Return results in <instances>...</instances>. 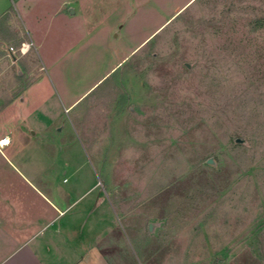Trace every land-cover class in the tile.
I'll return each instance as SVG.
<instances>
[{
  "label": "rangeland",
  "instance_id": "rangeland-1",
  "mask_svg": "<svg viewBox=\"0 0 264 264\" xmlns=\"http://www.w3.org/2000/svg\"><path fill=\"white\" fill-rule=\"evenodd\" d=\"M0 70L3 151L102 193L126 264H264V0H0Z\"/></svg>",
  "mask_w": 264,
  "mask_h": 264
},
{
  "label": "crops",
  "instance_id": "crops-1",
  "mask_svg": "<svg viewBox=\"0 0 264 264\" xmlns=\"http://www.w3.org/2000/svg\"><path fill=\"white\" fill-rule=\"evenodd\" d=\"M39 81L40 78L36 79L22 91L21 101L31 97V90L39 89ZM17 98L9 97L0 107V116ZM10 125L11 122H5L2 127L0 122V140H9L0 145V155L32 190L26 198L25 194L18 195L0 186V264H126L128 246L124 256L122 237H113L114 230L108 222L112 220L108 216L109 203L102 193L89 197L93 191L78 193L74 185L50 193L39 188L3 151L12 143Z\"/></svg>",
  "mask_w": 264,
  "mask_h": 264
},
{
  "label": "built area",
  "instance_id": "built-area-1",
  "mask_svg": "<svg viewBox=\"0 0 264 264\" xmlns=\"http://www.w3.org/2000/svg\"><path fill=\"white\" fill-rule=\"evenodd\" d=\"M32 43L31 42H22V45L20 48H15L11 46L8 49V53L12 56L16 55L17 52H21L22 54H25L30 48H31Z\"/></svg>",
  "mask_w": 264,
  "mask_h": 264
},
{
  "label": "bare ground",
  "instance_id": "bare-ground-1",
  "mask_svg": "<svg viewBox=\"0 0 264 264\" xmlns=\"http://www.w3.org/2000/svg\"><path fill=\"white\" fill-rule=\"evenodd\" d=\"M8 142H9L8 139H2V140H0V145H4V144H6Z\"/></svg>",
  "mask_w": 264,
  "mask_h": 264
}]
</instances>
